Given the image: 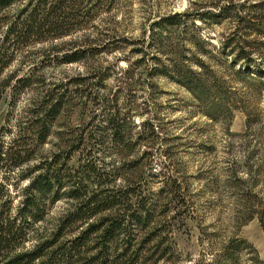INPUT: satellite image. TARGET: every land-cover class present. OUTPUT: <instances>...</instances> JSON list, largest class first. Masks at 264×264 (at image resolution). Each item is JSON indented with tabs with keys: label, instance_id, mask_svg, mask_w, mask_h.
Segmentation results:
<instances>
[{
	"label": "rangeland",
	"instance_id": "1",
	"mask_svg": "<svg viewBox=\"0 0 264 264\" xmlns=\"http://www.w3.org/2000/svg\"><path fill=\"white\" fill-rule=\"evenodd\" d=\"M28 1L13 4L9 12ZM214 1L72 0L60 26L67 33L20 46L0 74V80L14 74L0 96V146L18 126L29 135L39 115L38 101L54 92L61 106L31 165L67 140L84 139L85 149L73 154L70 167L89 155L108 172V186L135 189L152 213L153 228L142 233L155 231L162 241L156 249L155 240L147 246L145 264H257L256 255L264 261V229L258 218L264 209V88L259 93L255 82L246 77L248 84L236 73L248 69L264 78V0H219L234 6L225 10L219 23L203 26L214 51L224 39L232 41L228 49L232 47L233 54H215L210 62L226 90L235 91V104L228 105L230 116L214 109L209 111L213 118L204 115L203 106L184 87L164 74L150 77L144 72L147 65L134 64L139 54L133 49L141 46L135 42L148 39L149 13L191 11L197 4ZM52 3L48 0L44 11ZM86 8L88 16L83 18ZM86 47L85 58L61 59ZM144 50L149 57L158 47ZM241 50L250 59L246 66L242 58L233 61ZM162 60L171 62L165 56ZM134 67L135 76L144 75L130 81L124 71ZM78 76L85 77L82 87L68 83ZM129 86L134 87L124 89ZM115 98L119 114L114 121L125 129V148L114 143L107 126ZM71 204L64 195L47 218H57ZM129 226L131 235L138 232L133 223ZM231 238L244 239L255 250L245 248L230 261L222 248Z\"/></svg>",
	"mask_w": 264,
	"mask_h": 264
},
{
	"label": "trees",
	"instance_id": "2",
	"mask_svg": "<svg viewBox=\"0 0 264 264\" xmlns=\"http://www.w3.org/2000/svg\"><path fill=\"white\" fill-rule=\"evenodd\" d=\"M21 1L0 0V74L14 60L20 46L47 37L60 38L67 33L60 26L65 23L64 10L72 0H52L47 11L44 8L48 0H29L11 14L9 8ZM232 6L216 0L197 4L191 11L149 13L148 39L137 40L135 43L141 46L133 49L139 54L134 62L136 68L140 64L147 65L149 70L144 72L150 77L164 74L184 87L203 106L204 115L213 118L209 111L214 109L230 116L228 105L235 104L232 99L235 91L226 90L210 62L215 54H233V48L228 49L232 41L224 39L214 51L203 26L219 23L227 12L225 10ZM86 10L83 18L88 16L89 9ZM189 28L190 35H187ZM112 41L115 39L105 45ZM154 45L158 50L148 57L144 48L152 49ZM86 53L87 47L65 53L61 59L74 62L85 58ZM242 53L243 50L235 53L233 61L242 58L243 66H246L250 59L248 54ZM163 56L171 62L165 63ZM147 59L150 62L147 63ZM135 72V67L126 69L124 76L126 74V78L132 81L144 75L138 72L135 76ZM236 73L241 80L247 77L252 84L255 82L259 93L264 88V78H256L248 69H238ZM13 77L11 74L0 80V96ZM26 80L22 82L24 87L28 86ZM84 80V76H78L68 83L82 87ZM66 85H63L65 90ZM133 87L124 89L132 90ZM114 101L108 108L112 115L106 120L107 126L110 125L114 143L125 148L127 144L122 135L125 129L114 121L119 114L117 98ZM61 102L60 98L54 97V92L42 97L37 103L40 117L37 115L29 135L18 126L11 139L0 146V264H145L147 246L155 240L153 247L156 249L162 241L155 231L148 235L142 233L146 227L153 228L149 226L152 213L143 199L137 197L135 189L108 186V172L98 167L89 155L83 156L84 160L75 167H70L73 154L85 149L82 145L84 139L67 140L58 151L41 157L38 165H31L37 157L36 147L42 145L49 135L50 121L60 109ZM149 125L153 133L152 124ZM64 195L71 199V207L57 218H47L51 207ZM258 218L264 229V209ZM131 223L138 230L133 235L130 234ZM245 248L255 250L244 239L231 238L222 252L225 258L233 261L235 254ZM254 258L257 264H264L257 255Z\"/></svg>",
	"mask_w": 264,
	"mask_h": 264
}]
</instances>
